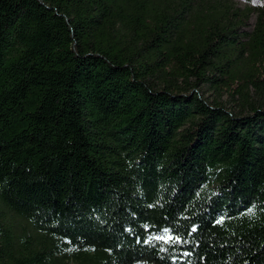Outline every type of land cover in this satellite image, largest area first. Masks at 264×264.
Listing matches in <instances>:
<instances>
[{
	"label": "trees",
	"instance_id": "obj_1",
	"mask_svg": "<svg viewBox=\"0 0 264 264\" xmlns=\"http://www.w3.org/2000/svg\"><path fill=\"white\" fill-rule=\"evenodd\" d=\"M253 12L0 0V264H264Z\"/></svg>",
	"mask_w": 264,
	"mask_h": 264
},
{
	"label": "rangeland",
	"instance_id": "obj_2",
	"mask_svg": "<svg viewBox=\"0 0 264 264\" xmlns=\"http://www.w3.org/2000/svg\"><path fill=\"white\" fill-rule=\"evenodd\" d=\"M212 1L228 2L229 4L235 5L236 7L241 8V9H253L254 12L252 13V15L250 17V20L248 22V26L245 27V30H247V31H250L254 27V24H255L256 19H257V10L264 8V0H212ZM262 79H264V77ZM205 94L207 97H210L211 101H213L217 98V96L214 92L212 93V92L206 91ZM253 96L255 99L258 98V96L255 93ZM220 101H222L224 103H229L230 106L234 105L232 98L228 94H225L223 96L222 100H220Z\"/></svg>",
	"mask_w": 264,
	"mask_h": 264
}]
</instances>
